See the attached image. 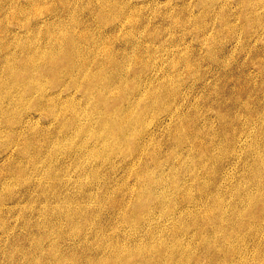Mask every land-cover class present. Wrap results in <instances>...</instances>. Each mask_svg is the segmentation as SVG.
Wrapping results in <instances>:
<instances>
[{"label": "rangeland", "instance_id": "obj_1", "mask_svg": "<svg viewBox=\"0 0 264 264\" xmlns=\"http://www.w3.org/2000/svg\"><path fill=\"white\" fill-rule=\"evenodd\" d=\"M117 246L264 264V0H0V264Z\"/></svg>", "mask_w": 264, "mask_h": 264}, {"label": "bare ground", "instance_id": "obj_2", "mask_svg": "<svg viewBox=\"0 0 264 264\" xmlns=\"http://www.w3.org/2000/svg\"><path fill=\"white\" fill-rule=\"evenodd\" d=\"M57 34V36H56V38H55V48L57 47V45H58V43L59 42H66V43H70V44H72L73 45V47L75 48V51L74 50H70L69 52H70V57H71V60H72V63H74V60H75V58H79V59H81L82 57H80V56H82V54H81V51L80 52H78L77 50H76V45L78 44L77 42H75L74 40H73V38L72 37H69V36H65V35H63V37H59L60 35H61V32H57L56 33ZM81 38V37H80ZM84 40V39H83ZM83 52V51H82ZM84 59V63L82 64V66H81V71H80V73H77V76L78 77H84V75H85V72H84V68L87 66V65H89V63L88 62H86V60H85V58H83ZM115 63H116V61H114ZM58 63H56L53 67H54V69H53V71H55L56 70V68L59 66V64L57 65ZM69 67H70V73H72L73 72V70H74V65L72 64V65H69ZM98 76V75H97ZM33 77V76H32ZM32 80H34V83L35 82H38V79H32ZM59 80H56V81H54L53 82V85L54 84H56L57 82H58ZM87 84H86V86L88 85V87L89 88H93V87H95L96 86V83L94 82V80L91 78V79H89V78H87ZM109 82L110 83H112L111 81H110V79H109ZM76 83H77V85H79V83L76 81ZM108 84V83H107ZM106 85V84H105ZM56 86V85H55ZM72 86H76L75 84H72ZM101 86H96L95 87V89H97V88H100ZM85 90H86V92H88V89L87 88H85ZM108 111H106L105 112V115H104V119H105V121H107V123L109 122V121H111L112 119V117L114 116V118L115 119H117L116 117H115V115L111 112V113H107ZM111 119V120H110ZM112 122H116L115 120H112ZM118 122V121H117ZM114 128V127H113ZM118 129V128H117ZM82 134L83 135H85L86 133L84 132V131H81L80 130V135L82 136ZM128 137H123V135L121 134V132H120V127H119V129H118V132H117V139L118 140H122V141H124V140H126ZM52 191V190H51ZM49 193V192H48ZM47 195V194H46ZM59 195V194H58ZM54 198V197H53ZM63 200V199H62ZM65 201V200H64ZM54 203H56V202H54ZM60 204V203H59ZM66 204V203H65ZM64 204V205H65ZM55 205V204H54ZM64 205H62V206H64ZM61 207V206H60ZM63 208V207H62ZM57 209V208H56ZM55 209V210H56ZM59 209V208H58ZM66 209V208H65ZM62 210V209H61ZM66 211V210H65ZM57 213H59L58 211H56ZM64 212V211H63ZM71 213H73L72 211H71ZM75 213H76V211H75ZM64 214H65V212H64ZM78 214V213H77ZM56 215V214H55ZM58 215V214H57ZM60 215V214H59ZM71 215V214H70ZM73 215H75L74 213H73ZM72 215V216H73ZM66 216H68L67 214H66ZM44 217H45V215H44ZM155 217V216H154ZM68 218V217H67ZM71 219H73V217L71 218ZM69 220V219H68ZM67 220V221H68ZM59 221H57V223H58ZM56 223V224H57ZM69 223H70V221H69ZM59 224V223H58ZM73 224H75V223H73ZM69 225V224H68ZM70 225H72L71 223H70ZM66 226V225H65ZM76 226V225H75ZM66 228H67V226H66ZM76 228V227H75ZM77 229H79L80 230V227L79 228H77ZM68 230V229H67ZM69 230H70V228H69ZM70 232V231H69ZM72 233H73V231H72ZM128 234V233H127ZM40 235V234H39ZM72 235H74V234H72ZM43 236V235H42ZM48 236V235H47ZM50 236V235H49ZM132 236V235H131ZM131 236H130V238H131ZM40 236H38V238H39ZM44 237V236H43ZM127 237H129L128 235H127ZM36 239H37V237H36ZM41 239V238H40ZM48 239V238H47ZM36 241V240H35ZM38 241V240H37ZM36 241V242H37ZM45 241V240H44ZM40 242V241H39ZM38 243V242H37ZM136 244V243H135ZM40 245V244H39ZM42 245H43V243H42ZM124 245H126V243L124 244ZM123 245V246H124ZM41 246V245H40ZM39 246V247H40ZM122 246V247H123ZM150 246V245H149ZM106 247H107V245H106ZM119 248V246H117V248H114V249H110L111 251L109 252V253H106V258H105V260L104 261H101V262H98V264H136V263H134V261H132L131 260V256L134 254V252L135 251H137L139 248H137V250L136 249H134V248H132V249H130V248ZM128 247V246H127ZM135 247V246H134ZM136 247H138V245L136 246ZM135 247V248H136ZM97 248H99V250L102 248V247H97ZM150 248V247H149ZM55 250L57 249V247L56 248H54ZM103 249V248H102ZM148 249V248H147ZM53 250V249H52ZM104 250V249H103ZM145 250V249H144ZM19 251V250H18ZM143 252V251H142ZM53 253V252H52ZM56 253V251H54V253L53 254H55ZM150 253V252H149ZM144 254H146V253H144ZM52 255V254H51ZM31 256V255H30ZM33 257V256H32ZM54 257V256H53ZM133 257V256H132ZM27 258V257H26ZM89 258V257H88ZM88 258L86 257H83V260H85V261H87L88 260ZM53 259V258H52ZM65 259V258H64ZM63 259V260H64ZM67 260H69V259H67ZM95 260H97V259H95ZM53 261V260H52ZM55 261V260H54ZM53 261V262H54ZM60 261V262H59ZM61 261L62 260H58V262L57 263H61ZM48 262H50V261H48ZM94 262V261H93ZM50 264V263H49ZM54 264V263H53ZM73 264H77L76 263V261H73ZM91 264V263H90ZM96 264H97V262H96Z\"/></svg>", "mask_w": 264, "mask_h": 264}]
</instances>
